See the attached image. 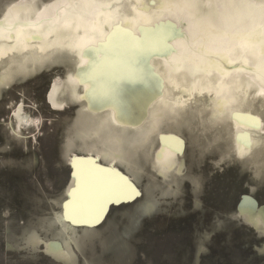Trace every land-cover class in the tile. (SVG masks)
I'll return each instance as SVG.
<instances>
[{
    "label": "bare ground",
    "instance_id": "bare-ground-1",
    "mask_svg": "<svg viewBox=\"0 0 264 264\" xmlns=\"http://www.w3.org/2000/svg\"><path fill=\"white\" fill-rule=\"evenodd\" d=\"M161 24L172 29L158 30ZM117 25L144 46L167 37L147 61L157 79L131 75L133 54L118 33L106 53L96 54L91 84L78 82V70L88 65L84 51ZM52 71L45 102L54 112L72 110L62 145L69 178L52 199L59 210L41 218L43 233L27 230L24 243L34 241V249L62 264H80L76 249L97 235L110 203L98 216L96 210L117 174L143 191L130 213L133 224L153 209L144 193H174L185 177L197 188L199 177L184 161L186 144L191 152L219 151L217 160L235 158L255 175L264 171V0H0V104L9 108L7 134L23 151L36 150L51 119L26 112L17 82ZM105 89L121 100L119 119ZM4 90L20 99L10 106ZM66 202L80 209L76 224L63 218ZM250 204L239 212L264 236V208ZM105 237L104 247L125 251L118 234Z\"/></svg>",
    "mask_w": 264,
    "mask_h": 264
},
{
    "label": "rangeland",
    "instance_id": "rangeland-1",
    "mask_svg": "<svg viewBox=\"0 0 264 264\" xmlns=\"http://www.w3.org/2000/svg\"><path fill=\"white\" fill-rule=\"evenodd\" d=\"M55 72L31 74L17 82L27 94L26 112L51 119L36 150L23 151L19 140L9 137L4 125L9 108L0 104V264H62L24 243L27 230L35 227L43 233L41 218L59 210L52 199L61 197L69 178L62 145L72 110L54 112L45 102ZM2 98L11 100L10 106L20 99L5 90ZM185 152L187 171L199 177L197 188L185 177L178 191L168 192L133 224L130 213L143 191L134 201L110 203L96 225L97 235L76 249L80 264L86 258L90 264H264V236L239 212L249 203L264 208V171L255 175L235 158L217 160L219 151L213 149L203 148L201 154L186 144ZM56 226L54 222L51 229ZM112 234L125 241L124 252L104 247L105 236Z\"/></svg>",
    "mask_w": 264,
    "mask_h": 264
},
{
    "label": "snow or ice",
    "instance_id": "snow-or-ice-1",
    "mask_svg": "<svg viewBox=\"0 0 264 264\" xmlns=\"http://www.w3.org/2000/svg\"><path fill=\"white\" fill-rule=\"evenodd\" d=\"M148 6L149 5H143L142 7L147 9ZM164 28L172 29V26L170 24H161L158 26V30ZM141 31L144 30L141 29ZM118 33L121 34L128 42L129 51L133 54L134 67L131 72V75L143 81H151L157 79L155 74L152 72L151 68L148 66L147 61L158 50V46L162 44L163 40L166 39L167 37L164 36L160 40L154 41L151 45L144 46L141 44L140 39L138 37L133 36L132 33L128 31L126 28L122 29L120 25H117L99 45L95 47H90L84 51V56L88 59V65L86 68H82L78 70L77 73L78 82L91 84L92 80L94 79V75L90 73L89 70L93 69L98 63H100L96 60V54L106 53L112 46L114 38ZM164 47L166 48L167 46L164 45ZM81 73H83V76H81ZM0 82H2V78H0ZM86 91H88L92 96L98 95L97 90L94 87H89ZM103 96L107 98V102L117 113V119H119L122 114V106L118 94H116L111 89H105L103 91ZM234 118L242 119V117H240L239 114H234ZM248 119L254 120V118H248ZM161 139L163 140L165 138L162 137ZM74 166H75V161H74ZM140 195L141 193L133 186V184L130 181L127 180L126 177L119 176V174H117L116 179H112L108 182L105 199L103 203L99 205V209L96 210V215L97 216L99 215V211L106 210L105 205L108 203L128 202L134 200ZM144 195H145V202L149 203L151 207L155 208L158 206L160 199L168 195V193L162 192L160 194V197H156L152 192H146L144 193ZM63 209H64L63 218L66 221L71 219L72 223L76 224L77 221L73 219V217L80 215V209L72 208L70 210L69 204L67 202L63 205ZM85 223H87V221H85ZM88 226H92V225L88 224ZM215 227L219 228L220 226L216 225ZM6 231L8 232V234H10V229ZM29 246L34 249L35 242L34 241L30 242ZM6 247H10V245H6Z\"/></svg>",
    "mask_w": 264,
    "mask_h": 264
}]
</instances>
